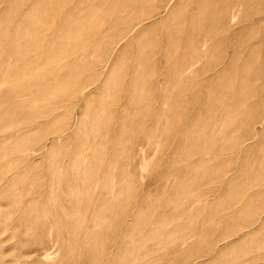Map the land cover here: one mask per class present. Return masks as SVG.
<instances>
[{
	"label": "rangeland",
	"instance_id": "374dc122",
	"mask_svg": "<svg viewBox=\"0 0 264 264\" xmlns=\"http://www.w3.org/2000/svg\"><path fill=\"white\" fill-rule=\"evenodd\" d=\"M0 264H264V0H0Z\"/></svg>",
	"mask_w": 264,
	"mask_h": 264
}]
</instances>
